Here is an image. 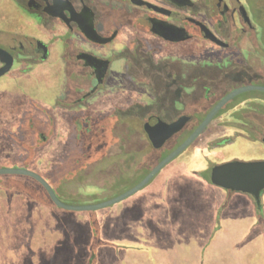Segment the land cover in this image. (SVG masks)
I'll list each match as a JSON object with an SVG mask.
<instances>
[{
	"label": "flooded vegetation",
	"instance_id": "obj_1",
	"mask_svg": "<svg viewBox=\"0 0 264 264\" xmlns=\"http://www.w3.org/2000/svg\"><path fill=\"white\" fill-rule=\"evenodd\" d=\"M146 1L157 8L137 0H6L0 3V49L6 51L0 54V72L10 62L8 69L0 73V79L18 82L40 65H60L61 76L50 96V105H43L39 95L29 96L25 105L15 111V118L2 122L1 126L16 141L17 152L9 158L15 168L34 169L40 149L50 148L55 142L62 144V152L66 154L61 157V164L66 166L49 161L41 173L61 200L71 187L67 183L69 178L58 175L57 170L60 167L71 170L68 152L73 147L80 148L77 138L75 145L70 142L68 131L74 128L78 134L80 129L89 126L90 119L83 115L100 117L104 112L109 113L104 123L108 122L113 141L106 153L117 147L119 160L126 161L132 156L126 150L131 142L133 118L141 119L140 129L151 146L150 151L135 154L142 165L134 177L131 169L123 172L127 179H133L132 184L123 188L119 185L92 202L100 203L138 183L148 173V163L161 161L185 141L228 93L246 85H264V5L260 4L264 0H189L185 6L169 0ZM91 22L105 42L88 37L86 32L91 30ZM168 23L185 28L188 38L172 42L152 29ZM127 30L132 32L121 38ZM185 42L189 43V58L159 56L166 45ZM53 51L55 59H52ZM90 55L108 61L104 75L101 76V63H89ZM159 59L167 60L162 62H166L168 71L179 73L185 68L182 77L179 74L159 76ZM6 92L0 88V99ZM58 114L62 116V123ZM159 117L169 123L185 117V123L156 148L146 125H153ZM125 124L129 132L121 137L116 132ZM59 129L63 131L58 132ZM242 143L256 144L264 153V91L247 90L230 99L203 132L164 168L189 148L193 156L201 159V165H190L193 157H189L186 163L172 168L170 176L163 178L165 186H159L158 193L146 192L136 198L132 203L135 210H122L118 221L113 218L118 203L108 211L105 207L88 212L89 229L84 242L71 244L74 250L82 248V254L78 261L71 249L67 264H192L196 256L199 264H204L209 248L220 244L221 236H231L224 227L227 213L236 224L242 218L250 223L246 235L257 230L264 232V188L257 201L253 194L212 182L217 166L264 160L258 150L244 154ZM80 147L84 146L80 144ZM96 147V155H100L99 145ZM105 155L96 158L91 166ZM92 167L86 170L76 167V176L86 174L81 180L89 177ZM173 177L189 180L188 190L180 198H171ZM57 178L61 181L55 186ZM11 179L36 181L38 188L47 193L28 175H0V186L24 194L18 185L4 184V180ZM47 196L51 200L48 193ZM33 202L56 208V205ZM239 211L243 212L242 218L238 216ZM113 224L118 226L111 231ZM186 244L192 248L187 256L180 249ZM238 250H243L242 242ZM164 253L170 263L162 258Z\"/></svg>",
	"mask_w": 264,
	"mask_h": 264
},
{
	"label": "rangeland",
	"instance_id": "obj_2",
	"mask_svg": "<svg viewBox=\"0 0 264 264\" xmlns=\"http://www.w3.org/2000/svg\"><path fill=\"white\" fill-rule=\"evenodd\" d=\"M5 2L6 0H0V3L2 4ZM260 4L263 6L264 1L260 2ZM131 32V30H127L121 38L128 37ZM165 47L166 49L159 55L160 57H182L185 59L190 57V47L188 42L166 45ZM60 76L61 75H59V77ZM44 85L47 87V84ZM44 85L42 83L40 86H37V91L45 93L47 88ZM13 87L14 82L0 79L1 89L4 88V90L6 89L8 91ZM48 94L51 96L52 92H48ZM106 101H108V98H106ZM57 118L59 122L62 123V116L58 114ZM140 121V118H133L131 120L133 127L131 131V142L126 151L131 153L132 156L126 161H124V159L119 160V158L116 157L119 150L117 147H114L106 153V157L100 159V162L93 164L95 169L91 166L92 164L87 166L86 169L93 168V173L87 175L89 177H84L83 180H81L80 177L86 174H79L76 176V173H74L68 177L69 174H66L67 170L65 168L63 169L60 167V170H57L60 171L58 175L62 174L64 178H69L67 183L71 187L69 188V192L64 195L65 197L62 198L63 201L72 204L92 203L96 199L111 193L119 185H121L120 188H123L124 186L127 187L130 182L132 184L133 179H127L123 176V172L131 169V176L134 177L138 173L137 168L142 165L139 163V159L135 154L141 155L151 149V146L146 142L144 131L140 129ZM2 122H5V120L0 115V167H12L13 162L9 161V158L17 152L18 148L15 147L16 141L10 136L11 133L7 132L5 128L1 126ZM126 128H128L126 124L122 125L116 133L123 137L125 133L128 134L129 132ZM62 131V129L58 130V132ZM121 144L124 145L123 142H121ZM242 144V152L244 154H247L248 152L254 153V151L256 152L259 149L256 144ZM62 148L63 146L60 142H55L50 148L40 149L37 154L35 168L32 170L41 174L44 172L46 165L48 166L49 161L58 166L65 167L66 164H61V157L66 154L62 152ZM192 152L193 150L189 148L185 154L177 157L175 161L164 168L152 183L146 185V188L138 191L134 196L124 199L117 205L125 204L128 201L141 197L146 193L144 192L145 189L153 186L157 182H159V186H165L163 178L165 176H170L169 171L172 168L179 167L181 163H186V159L189 157H193V159L189 161L190 165H201V159L195 155L193 156ZM258 152L260 155H264L261 148ZM66 162H68V160ZM175 181H178V177L171 178V183H175ZM0 189L4 188L0 187ZM5 191L7 192V190ZM13 194H15V192ZM13 194L7 192L9 198H11ZM28 202L29 206L35 205V208L34 210L29 209L27 211V224H24V221H21V224L19 219L14 222L7 221L0 216V264H43L42 262L44 260L41 258H45L46 256L47 257L44 261L46 264H67L66 257L67 254L71 252V244L76 246L77 244H74V242L78 241V244L81 245L87 236L89 229L88 217L90 213L87 211H69L59 207L49 208L32 204L34 202L30 200H28ZM110 208L111 207L105 209V211H108ZM34 212L35 216L32 217V213ZM103 212L101 211V213ZM45 234L49 235L47 239H50L51 242L44 238ZM187 245L190 244L180 246L181 251H184L186 256V253L192 249ZM46 246H49V248L46 249ZM75 250L72 249V253L74 254L75 259L79 261V257L82 254V248L80 250ZM33 255H35V258H31ZM184 258L187 259L186 257Z\"/></svg>",
	"mask_w": 264,
	"mask_h": 264
},
{
	"label": "water",
	"instance_id": "obj_3",
	"mask_svg": "<svg viewBox=\"0 0 264 264\" xmlns=\"http://www.w3.org/2000/svg\"><path fill=\"white\" fill-rule=\"evenodd\" d=\"M138 3L148 4L155 8L157 5H154L146 0H137ZM172 3H175L179 6H185L189 3V0H169ZM161 9L158 7V10ZM162 10V9H161ZM169 24V23H168ZM164 25L159 24L158 27L154 26L152 29L155 33L164 37L167 40L172 42L183 41L188 38V33L185 28L182 27H174L173 25ZM91 30L87 31L86 34L89 38L98 42H105L106 40L102 38L101 35L97 33L94 29V26L91 22ZM178 34V35H177ZM47 55V49H46ZM6 53V51L0 49V54ZM89 59L92 61L90 64H94L96 62L102 64V72L101 76L105 74L108 61L99 59L95 56L90 55ZM10 66V62L1 70L0 73L6 71ZM247 90H259L264 91V85H246L242 86L238 89H235L228 93L222 100H220L212 110L207 114L205 119L201 122V124L187 137L185 141H183L178 147L172 150L167 156H165L161 161H159L149 172L146 174L138 183L133 185L132 187L126 189L122 193L117 196L108 199L106 201L100 203H86V204H72L67 203L61 200L51 185V183L43 177L40 173L35 170L21 167H0V175H8V174H20V175H28L35 178L46 190L52 202L56 205V207L62 208L64 210L69 211H93L100 208H109L110 206L117 204L124 199L134 195L138 191H140L143 187H145L158 173L161 171L169 162H171L176 156H178L182 151H184L204 130V128L209 124L212 118L216 115L225 103H227L234 96L239 93ZM185 123V117H181L173 122H166L162 120L160 117L156 118L153 125L147 124L146 130L148 136L154 147L162 146L165 141L170 138L174 133L179 131L183 124ZM212 182L217 185H221L225 188H230L232 190H236L242 193L253 194L254 197L259 201L261 191L264 188V160L255 161V162H233L224 164L221 166H217L212 173ZM1 187V186H0ZM10 194L15 192V189H5Z\"/></svg>",
	"mask_w": 264,
	"mask_h": 264
},
{
	"label": "crops",
	"instance_id": "obj_4",
	"mask_svg": "<svg viewBox=\"0 0 264 264\" xmlns=\"http://www.w3.org/2000/svg\"><path fill=\"white\" fill-rule=\"evenodd\" d=\"M55 55L56 52L53 51L52 59H55ZM59 69L60 65L58 63L54 65L43 64L36 68L30 76L14 82V87L8 90L0 99V115L3 119L11 121L15 117V111L25 105L29 96L35 97L39 94L41 103L49 106L50 94L48 92H52L57 85L60 75ZM42 83L43 85L47 84V87L44 85L47 88L45 93L37 91V86ZM188 183L189 180L187 178L178 177V181H175L170 190L171 198H180L183 192H187ZM158 188L159 182L148 187L144 192L158 193ZM134 202L135 199L130 201L129 204L117 205L113 214L114 221H118L121 218L122 210L127 208L135 210V205L133 206L132 204ZM34 208L35 205L29 206L28 198L24 194L15 193L9 198L7 192L4 189H0V216L2 219L12 222L19 219L20 223L24 221V224H27V211L29 209L34 210ZM242 213V211H239L238 216L241 217ZM34 216L35 212L32 213V217ZM238 222L239 224L232 222L229 213L225 215L224 227L228 232H231V236H221L222 242L209 248L203 258L204 264H264V232L257 230L251 235H246L250 228V223L245 218ZM116 226L118 225H111V231L115 230ZM48 237L49 235H44V238L47 239ZM47 241L51 242L50 239H47ZM240 242L243 243V250L239 251ZM48 248L49 246H46V249ZM46 257L41 259L45 261ZM31 258H35V255ZM162 258L166 263H170L165 253ZM44 261L42 263L46 264ZM199 262L196 256L193 264H199Z\"/></svg>",
	"mask_w": 264,
	"mask_h": 264
},
{
	"label": "trees",
	"instance_id": "obj_5",
	"mask_svg": "<svg viewBox=\"0 0 264 264\" xmlns=\"http://www.w3.org/2000/svg\"><path fill=\"white\" fill-rule=\"evenodd\" d=\"M159 49H163L160 47ZM164 59H159V76L160 75H170V74H179V78L182 77L184 69H182L181 72L175 73L172 71H168L166 69V62ZM164 63V64H163ZM154 73H156L157 70H153ZM86 114V113H85ZM109 113L104 112L100 117H97L95 114H87L83 115L82 117H88L90 119L89 126L86 125L84 128L80 129L78 134L77 130L72 128L70 131H68V139L70 142H73V144H76V138L78 139L79 148L77 149L75 147L71 148L68 152V155L71 156L70 161L72 162L69 170L66 174H69L68 177H70L71 174H74L78 169L75 171L76 167H79L80 169H85L89 164H92L96 158L103 157L106 153V150L108 149L109 145L113 141L112 132L109 130L108 122H106V117ZM80 144L84 147H80ZM96 144L99 145V148L101 149L100 155H96V152L98 148L96 147ZM80 157L82 158V161H80ZM76 160V161H75ZM158 160H155L153 162L148 163V166L146 167V172H149L157 163ZM148 174V173H147ZM62 175V174H61ZM63 176V175H62ZM64 177V176H63ZM61 181V178H57L56 181H54V185H59V182ZM4 184L7 186L16 184L21 189V192L24 193L28 200L35 201L40 203H46V205L54 206L55 204L48 198L47 193H44L43 190L38 188V183L36 181H25L20 179H11L10 181L4 180ZM10 182V183H9ZM40 189V190H39Z\"/></svg>",
	"mask_w": 264,
	"mask_h": 264
}]
</instances>
